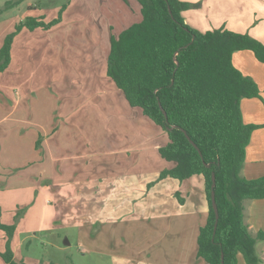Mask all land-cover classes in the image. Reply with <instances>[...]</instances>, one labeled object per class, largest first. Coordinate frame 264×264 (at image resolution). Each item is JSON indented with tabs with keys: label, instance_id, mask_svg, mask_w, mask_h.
Instances as JSON below:
<instances>
[{
	"label": "crops",
	"instance_id": "crops-1",
	"mask_svg": "<svg viewBox=\"0 0 264 264\" xmlns=\"http://www.w3.org/2000/svg\"><path fill=\"white\" fill-rule=\"evenodd\" d=\"M182 1L202 4L200 9L183 13L185 22L193 29L206 32L222 26L239 34L248 32L264 43V0ZM219 6L225 15L222 18L216 12ZM141 21V4L129 0V6L122 5L110 19L109 42ZM33 32L29 31V34L38 31ZM1 36L5 40V34ZM14 47L15 42L13 50ZM233 63L245 76L251 77L261 91V98L241 102L244 122L262 126L252 135L241 173L245 179L253 180L264 176V63L259 62L251 51L236 52ZM111 83L115 85L111 88L117 87L113 80ZM126 100L122 98L121 103L110 110V145L108 150L101 151L102 143L97 134L101 133V121L94 115L95 111L91 113L92 109L98 108L95 104H65L62 109L65 129L56 132H53L55 111L52 108H45L47 117L44 119L31 108V113L25 114L27 119L36 120L33 122L36 129L28 135L22 127V100L18 98L2 118L10 124L0 136V221L11 224L15 208L32 202L31 216L39 217V232L62 226L82 228L88 222L111 221V218L124 217L125 220L132 214V223L117 225L111 234L110 246L103 247L96 240L90 251L95 253L99 263L207 264L198 256L200 229L209 215L205 179L195 175L183 181L170 177L159 180L163 171L176 167V163L160 155V149L169 143L168 134L141 108L132 107ZM35 113L36 117L33 116ZM85 116H93V119L95 116V123L81 121ZM96 122L98 128H95ZM92 129L94 133L90 132ZM25 134L31 140L29 155L33 157L21 167ZM39 137L43 138L41 149L36 148ZM91 157L95 169L92 179L90 174L80 175L86 170L84 161ZM61 161L63 164H55ZM104 166L110 167L109 176L102 173ZM21 170L26 171L25 175ZM40 199L43 200L41 204L38 203ZM38 204L42 205L40 210L35 207ZM35 208L43 211L38 214ZM244 213L245 224L253 236L264 231V199L246 201ZM31 227L28 224L17 227L12 249L16 262L41 264L26 261L28 256L21 255L23 241L30 237ZM1 231L0 254L5 252L7 240L5 232ZM256 253L264 264V240L257 243ZM0 264H5L1 256ZM238 264H247L242 255Z\"/></svg>",
	"mask_w": 264,
	"mask_h": 264
},
{
	"label": "trees",
	"instance_id": "trees-1",
	"mask_svg": "<svg viewBox=\"0 0 264 264\" xmlns=\"http://www.w3.org/2000/svg\"><path fill=\"white\" fill-rule=\"evenodd\" d=\"M22 1L8 2L5 10ZM137 1L142 21L112 37L108 77L132 107L141 108L168 134L169 143L160 155L176 167L163 171L160 179L204 177L209 215L198 237L199 258L207 264H222L224 255L225 264H238L242 255L247 264H262L256 245L264 240V231L253 236L244 212L246 201L264 199V176L247 180L241 174L252 135L262 127L244 122L241 102L261 98V91L235 67L233 55L251 51L264 63V43L225 27L207 32L193 29L183 13L196 4ZM64 11L51 22L44 17L20 22L0 49V74L10 67L15 39L23 30H51L61 22ZM41 139L37 149H41ZM213 190L219 210L217 229ZM16 228L0 221V230L7 234L6 250L0 254L5 264H26L15 260L12 239Z\"/></svg>",
	"mask_w": 264,
	"mask_h": 264
},
{
	"label": "rangeland",
	"instance_id": "rangeland-1",
	"mask_svg": "<svg viewBox=\"0 0 264 264\" xmlns=\"http://www.w3.org/2000/svg\"><path fill=\"white\" fill-rule=\"evenodd\" d=\"M10 1L16 0H0V11L4 10L0 13V45L4 41L1 35L5 34L6 37L14 32L16 26L26 18L44 17L46 22H51L60 17L63 8L65 11L62 13L61 22L51 30L38 29L37 33L33 32L35 34L23 30L26 32L22 31L16 37L15 47L12 50L13 64L11 63L12 66L10 65L11 67L0 75V136L10 124L3 122L2 118L13 108L18 98L22 100V127L28 135L32 129H36L33 126L36 120L31 117L27 119L25 114V112L29 113L31 108L33 113L37 112L38 117L42 119L47 117L44 114L45 108H52L55 111L53 132H56L65 129V116L62 114L65 104L93 103L98 108L92 109L91 113L95 111L94 115H97L101 121V133H97L102 143L100 150H108L110 110L114 105L120 104L122 98L126 100L118 87H110L115 85L107 76V59L110 55L111 42L108 33L110 19L114 18L122 5L129 6V0H23L19 5L5 10L6 4ZM196 5L197 7L191 9L202 7L201 2ZM216 12L221 18L225 16L221 6ZM221 27L210 28L207 31H215ZM245 34L250 35L248 32ZM33 116L36 117V113ZM94 119L93 116H85L81 121L95 123ZM95 128H98V122ZM94 131L92 129L90 132L94 133ZM28 139L29 136L25 134L22 141L21 167L33 157L29 155L31 140ZM41 141L43 142V138ZM1 157L0 154V160ZM4 158L8 159V157ZM84 162L86 170L80 172V175L90 174L89 178L92 179V174L95 173L94 159L91 157ZM55 164L59 166L63 162ZM23 170L20 172L25 175L26 171ZM110 171L109 166H104L102 173H105L104 176H109ZM60 179L65 180L64 177ZM87 193H90L89 189ZM42 201L40 199L38 203L41 204ZM32 207H34L33 202L20 204L15 208L12 223L7 225L17 227L20 224L32 225L30 237L23 241L21 255L29 257V259L26 257V261L41 264H101L95 253L90 251L96 240L103 247L110 246L111 234L116 230L117 225L132 223L130 221L133 218L131 214L125 220L124 217L116 220L111 218V221L88 222L82 228L62 226L51 231L39 232V217L31 216ZM35 207L40 210L42 205L38 204ZM35 211L41 214L43 210L37 211L35 208ZM58 225L61 226V223L59 222ZM148 226L150 225H146ZM100 233L101 235H98Z\"/></svg>",
	"mask_w": 264,
	"mask_h": 264
},
{
	"label": "water",
	"instance_id": "water-1",
	"mask_svg": "<svg viewBox=\"0 0 264 264\" xmlns=\"http://www.w3.org/2000/svg\"><path fill=\"white\" fill-rule=\"evenodd\" d=\"M164 114L166 115V112L165 111H164ZM191 143L195 146V144L192 141H191ZM215 185H216V176L213 175V188L215 187ZM212 205H213V208H214L215 214H216V226H215V229H217V224H218V220H219V210H218V207H217L216 196H215V191L214 190L212 191ZM222 264H225L224 263V255H223V262H222Z\"/></svg>",
	"mask_w": 264,
	"mask_h": 264
}]
</instances>
